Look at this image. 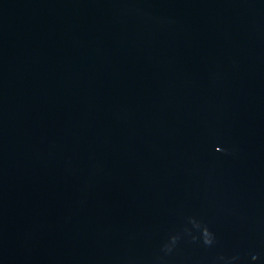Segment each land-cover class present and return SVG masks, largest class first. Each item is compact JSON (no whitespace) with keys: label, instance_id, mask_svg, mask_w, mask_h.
I'll return each instance as SVG.
<instances>
[{"label":"water","instance_id":"95a60500","mask_svg":"<svg viewBox=\"0 0 264 264\" xmlns=\"http://www.w3.org/2000/svg\"><path fill=\"white\" fill-rule=\"evenodd\" d=\"M0 264H264V0H0Z\"/></svg>","mask_w":264,"mask_h":264}]
</instances>
